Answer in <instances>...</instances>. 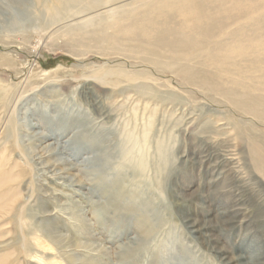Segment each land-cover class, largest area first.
I'll list each match as a JSON object with an SVG mask.
<instances>
[{"label":"rangeland","instance_id":"374dc122","mask_svg":"<svg viewBox=\"0 0 264 264\" xmlns=\"http://www.w3.org/2000/svg\"><path fill=\"white\" fill-rule=\"evenodd\" d=\"M1 5L0 78L4 85H16L19 95L25 92L9 114L17 124L19 145L0 148L5 150L0 176L13 178L2 188L8 196L5 206L21 186L24 197L51 207V214L39 218L52 219L62 235L85 242L88 248L81 254L103 264H227V257L233 264H264V179L250 167L248 147L225 120L231 112L225 100L171 71L150 67L158 82L110 72L145 70L140 61L84 51L75 56L58 34L78 28L103 7L56 19L39 0H2ZM144 85L153 92H143ZM46 102L80 117L85 129H102L106 145L124 151L134 146L126 139L129 134L141 140L148 128L145 166H137L143 158L138 151L123 162L119 154L105 168L59 156L58 142L47 143L40 135L54 126ZM33 112L44 121L34 120ZM258 129L264 133V125ZM160 143L166 147L164 156L158 153ZM207 163L214 166L207 170ZM130 205L138 212L128 219L123 213ZM235 209L242 214L232 222ZM203 220L210 229L201 235L191 224ZM5 227L11 234L0 239V254L11 253L7 264H43L26 258L11 236L13 225ZM54 255L48 254L50 261Z\"/></svg>","mask_w":264,"mask_h":264},{"label":"bare ground","instance_id":"6f19581e","mask_svg":"<svg viewBox=\"0 0 264 264\" xmlns=\"http://www.w3.org/2000/svg\"><path fill=\"white\" fill-rule=\"evenodd\" d=\"M39 1L47 6L56 19L66 13L78 16L100 7L105 8L83 19L78 28H70L58 34L67 41L66 46L74 51L75 56H83L75 51H84L140 61L145 70L109 69L112 73L120 72L125 79H148L155 82L159 80L148 71L150 67L160 72L171 71L197 90L204 89L207 94L225 100L231 107L225 120L233 129L238 142L248 147L250 167L264 179V133L258 129L264 125V0H135L117 6L113 4L120 0ZM104 78L105 76L98 79L104 82ZM16 88L12 84L4 85L0 78V128L6 120L5 116L8 117L3 130L5 137L0 139V148L8 143L19 145L17 124L9 114L13 101L17 104L25 99V92L19 95ZM141 90L148 91V94L153 92L149 85L141 86ZM46 112L53 113L50 122L54 126L45 128V132L40 135L42 141L55 139L58 142L60 148L57 151L61 157H73L82 160L83 164L105 168L119 154L122 155L123 162L134 157L137 151L143 156L148 149V128L141 140L134 134H129L126 139L134 146L124 151V148L106 145L103 136L105 131L85 129L87 124L84 123V128L80 124V117L68 116L62 105L46 102ZM27 113L28 111L25 112L26 115ZM36 113L32 114L34 120L39 123L44 121L40 115L36 118ZM31 126L40 127L36 123H31ZM56 126L59 128H55ZM207 132L211 137L217 136V131ZM211 144L209 140L208 145L212 150L215 145ZM158 153L161 156L166 153V147L162 143L158 146ZM230 156L231 153L228 157ZM4 157L5 150L0 152V163ZM138 159L137 166H145V156ZM15 164L17 167L18 163ZM213 166L207 163V170ZM9 175L0 176L1 240L11 234L5 227L11 223L14 227L11 236L26 258L37 259L43 264H103L101 260L81 254L82 251H87L88 245L85 242L62 235L60 227L52 219L39 218L40 214H51V207L39 203L37 198L24 197L21 186L18 188V199L13 198V202L5 206L8 196L2 188L13 179L10 173ZM32 186L35 194L37 185ZM122 198L125 199L126 196ZM121 203L120 201L118 205ZM135 207L136 205H130L123 216L131 219L137 210ZM241 214L239 209L233 210L231 221ZM191 226L201 235L206 229H210L207 222L201 225L196 222ZM262 227L264 228V223ZM128 228L129 226L126 227ZM51 252L55 253L52 261L48 256ZM11 257V253L0 254V264H7ZM227 258H224L225 262L233 264ZM181 264L186 263L181 261Z\"/></svg>","mask_w":264,"mask_h":264}]
</instances>
